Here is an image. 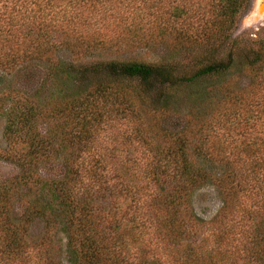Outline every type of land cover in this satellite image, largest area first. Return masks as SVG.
<instances>
[{
	"label": "trees",
	"instance_id": "obj_1",
	"mask_svg": "<svg viewBox=\"0 0 264 264\" xmlns=\"http://www.w3.org/2000/svg\"><path fill=\"white\" fill-rule=\"evenodd\" d=\"M249 3L0 0V71L59 75L68 52L107 76L48 98L0 91V159L20 169L0 181V264H64L61 233L69 264H264V39L241 73L218 56ZM157 47L187 56L147 59ZM200 78L214 94L165 128L162 98ZM57 160L63 176H43ZM207 184L222 204L203 219Z\"/></svg>",
	"mask_w": 264,
	"mask_h": 264
},
{
	"label": "rangeland",
	"instance_id": "obj_2",
	"mask_svg": "<svg viewBox=\"0 0 264 264\" xmlns=\"http://www.w3.org/2000/svg\"><path fill=\"white\" fill-rule=\"evenodd\" d=\"M254 0H250L248 8L239 18L229 41L220 49L219 58L232 62V72L241 73L243 64L252 57V48L256 43L264 39V20L259 23H251ZM187 53L174 54L166 47H157L147 56V59L154 61H167L173 58H185ZM62 61V71L56 75L51 66L44 62H32L16 70L12 74L0 71V91L7 88H14L30 95H39L41 98L64 94L84 87L87 83L106 79V74H99L91 71L92 61H75L71 54L62 52L59 54ZM248 83V78L242 76L240 84ZM161 86L156 83L154 92H161ZM214 81L207 78H200L195 82L184 84L171 97L165 95L163 99L171 111L169 117L164 121L165 128L180 130L186 125V115L193 109H201L214 94ZM155 93V94H156ZM167 94V93H166ZM5 118H0V146H5L4 139ZM42 131L46 126L41 127ZM120 155L125 154L120 152ZM125 157V155H124ZM19 167L11 162L0 159V181L19 174ZM40 172L45 177L59 178L63 176L65 167L63 161L57 160L45 164ZM222 204L218 190L211 184L199 188L193 196V206L196 214L203 219L212 218ZM17 213L23 211L21 200L17 199ZM42 224L36 223L32 227L33 233H39ZM59 238L63 246V263L69 264L67 242L64 234Z\"/></svg>",
	"mask_w": 264,
	"mask_h": 264
},
{
	"label": "water",
	"instance_id": "obj_3",
	"mask_svg": "<svg viewBox=\"0 0 264 264\" xmlns=\"http://www.w3.org/2000/svg\"><path fill=\"white\" fill-rule=\"evenodd\" d=\"M251 23H259L264 20V0H254Z\"/></svg>",
	"mask_w": 264,
	"mask_h": 264
}]
</instances>
